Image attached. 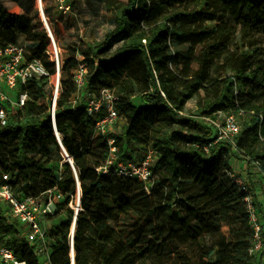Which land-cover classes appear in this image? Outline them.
Instances as JSON below:
<instances>
[{
  "label": "trees",
  "instance_id": "trees-1",
  "mask_svg": "<svg viewBox=\"0 0 264 264\" xmlns=\"http://www.w3.org/2000/svg\"><path fill=\"white\" fill-rule=\"evenodd\" d=\"M86 1L105 7L110 28L98 46H67L54 111L81 189L74 264H171L163 259L166 252L175 254L173 264H264L249 253L248 205L229 177L233 158L257 161L264 168V0ZM50 10L44 6L53 24ZM223 21L239 28L235 42L229 41L227 24H219ZM21 36L27 57L41 60L54 73L41 21L27 12H10L0 0V46ZM78 55L87 69L85 92L113 90L121 98L120 115L148 132V148L157 156L149 193L137 180L96 171L109 145L105 136L94 135L83 103L72 102ZM19 92L27 95L24 106L13 108L7 124H0V170L20 194L38 196L54 187L73 193V169L61 153L50 112L39 108L41 99L51 106L52 87L34 78ZM132 98L142 104L135 106ZM218 112L246 117L235 138L236 151L214 143V128L203 117L216 119ZM109 137L120 157L130 159L127 135ZM55 152L65 169L46 166ZM64 208L67 220L48 230V264H72L73 212L64 202L55 215ZM18 232L17 223H5L0 216V240L7 236V246L24 264H41L35 245L21 240Z\"/></svg>",
  "mask_w": 264,
  "mask_h": 264
},
{
  "label": "built area",
  "instance_id": "built-area-1",
  "mask_svg": "<svg viewBox=\"0 0 264 264\" xmlns=\"http://www.w3.org/2000/svg\"><path fill=\"white\" fill-rule=\"evenodd\" d=\"M73 1L54 0L55 9L60 12L62 17H65L72 13ZM38 2L40 18L49 38L46 53L50 60L54 61L56 70L54 73H50L41 60L27 57L26 42L23 39L0 46V124L2 126L7 124L13 108L24 106L27 95L19 92L22 84H26L27 81L34 78L47 80L52 87L50 115L53 132L62 155L73 169L76 187L73 193H63L60 189L54 187L38 196L20 194L10 183L9 174L0 170V216L5 223H17L19 225L17 234L19 238L35 245L36 255L41 264H48L49 229L47 223L57 213L58 205L64 202L72 210L74 221L81 209V189L77 172L62 145L61 135L55 125L54 111L60 84V58L56 39L48 19L45 17L41 0H38ZM77 58L78 62L74 69L75 92L81 89L85 91V75L87 72L82 57L78 55ZM85 93L82 103L85 113L92 119L94 135L105 136L109 145L108 156L102 164L96 167V171L102 173L114 171L120 176L137 180L143 184L145 191L149 193L153 183L152 167L157 157L155 151L148 148L144 157L139 161L132 158L124 159L118 153L114 138L109 137L110 129L115 126L120 116V96L109 88H101L97 93ZM78 101L72 99L74 104ZM203 119L214 128L216 136L214 143L222 142L235 150V138L240 131V125L235 114L218 112L216 119L210 117H203ZM57 133H59L60 138ZM241 160L245 163V168L239 169L232 167L231 159L229 177L238 190L244 193L248 205L249 220L253 231L249 253L257 258H262L264 262V168L257 161L251 162L255 166V173H258L262 180L261 194L258 195L256 189L253 190V186L247 180L248 168L246 165L250 160L247 158ZM1 235L2 233H0ZM6 238L7 236H4V240H0V263L24 264V262L17 259L12 249L7 246ZM41 256L44 259H41Z\"/></svg>",
  "mask_w": 264,
  "mask_h": 264
},
{
  "label": "rangeland",
  "instance_id": "rangeland-1",
  "mask_svg": "<svg viewBox=\"0 0 264 264\" xmlns=\"http://www.w3.org/2000/svg\"><path fill=\"white\" fill-rule=\"evenodd\" d=\"M7 9L13 13H24L27 12L34 20H40L43 28L44 24L40 18L39 6H37V0H1ZM42 9L44 11V6L49 5L51 8L50 13L54 18V23L50 24V28L52 29L56 43L58 46V54L60 60L65 57L67 54V46L70 44H78L80 46H84L86 44H91L94 46H98L105 35L108 28H110V14L105 9V7L96 2H87L86 0H77L74 4L73 11L71 14L66 15L65 17H61L60 12L55 9L54 0H41ZM46 17V16H45ZM218 23V22H217ZM221 22L219 23L222 27L228 26L226 30L230 31V42H235L240 37L239 28L233 23ZM24 37H20L22 40ZM116 44L111 48L108 54L112 53L116 48ZM200 48V46H197ZM84 89L78 90L73 94L74 100H79L81 103L83 102ZM77 103H80V102ZM80 103V104H81ZM131 103L135 106L142 104L139 98H132ZM194 106L193 100L188 102L187 107L191 108ZM39 108L42 112H50L51 106L49 105L47 99H41L39 101ZM236 120L238 124L241 126L244 119L246 117H241L238 114H235ZM127 131L129 134H127ZM110 133L117 135H124L128 137L127 144V155L135 160H141L148 147L151 146V140L149 138L148 132L140 127L131 125V120L127 119L126 116L120 115L118 122L115 124L113 128L110 129ZM61 156V155H60ZM57 152L53 153L50 157L49 162L47 163V167L52 170H62L65 169L66 165L64 164L63 158ZM241 162V159L233 158L232 163L235 161ZM247 166V180L251 186H253V190L256 189V194H261L262 183L261 178L258 173H255V166L248 162ZM236 167V166H235ZM263 208V207H262ZM69 214L68 209L61 210L59 214L54 215L50 218V221L47 223V228H51L52 225H56L60 222L67 220V216ZM72 225V224H71ZM222 231L224 233H228L227 226H222ZM71 234V230H70ZM43 256V255H42ZM41 256V259L44 257ZM163 259L167 263L173 264L175 261V254H170L166 252L163 256ZM44 261V260H42Z\"/></svg>",
  "mask_w": 264,
  "mask_h": 264
},
{
  "label": "water",
  "instance_id": "water-1",
  "mask_svg": "<svg viewBox=\"0 0 264 264\" xmlns=\"http://www.w3.org/2000/svg\"><path fill=\"white\" fill-rule=\"evenodd\" d=\"M75 219H76V217H75ZM75 219H74V221H73L72 236H71V255H72V264H74L73 234H74V228H75Z\"/></svg>",
  "mask_w": 264,
  "mask_h": 264
},
{
  "label": "crops",
  "instance_id": "crops-1",
  "mask_svg": "<svg viewBox=\"0 0 264 264\" xmlns=\"http://www.w3.org/2000/svg\"><path fill=\"white\" fill-rule=\"evenodd\" d=\"M236 166V167H235ZM232 167L234 168H245V163L244 162H238V161H235L234 164H232Z\"/></svg>",
  "mask_w": 264,
  "mask_h": 264
},
{
  "label": "bare ground",
  "instance_id": "bare-ground-1",
  "mask_svg": "<svg viewBox=\"0 0 264 264\" xmlns=\"http://www.w3.org/2000/svg\"><path fill=\"white\" fill-rule=\"evenodd\" d=\"M37 6H39V2H38V0H37ZM58 134V136H59V138H60V135H59V133H57Z\"/></svg>",
  "mask_w": 264,
  "mask_h": 264
}]
</instances>
